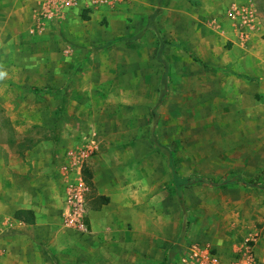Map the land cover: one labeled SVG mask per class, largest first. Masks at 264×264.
I'll return each mask as SVG.
<instances>
[{
	"label": "rangeland",
	"instance_id": "1",
	"mask_svg": "<svg viewBox=\"0 0 264 264\" xmlns=\"http://www.w3.org/2000/svg\"><path fill=\"white\" fill-rule=\"evenodd\" d=\"M190 1L183 12L198 24L163 15L160 4L179 0H75L52 15L45 0H0V158L39 145L58 176L65 151L90 150L82 171L95 221L88 233L41 232L3 208L0 264L7 244L18 264H264V190L225 181L264 184V0H249L261 23L245 47L207 30L213 18L232 27L230 0ZM201 33L212 50H199ZM242 55L248 67L233 58ZM164 151L181 177L203 182L176 188ZM30 173L17 179L48 185Z\"/></svg>",
	"mask_w": 264,
	"mask_h": 264
},
{
	"label": "crops",
	"instance_id": "2",
	"mask_svg": "<svg viewBox=\"0 0 264 264\" xmlns=\"http://www.w3.org/2000/svg\"><path fill=\"white\" fill-rule=\"evenodd\" d=\"M229 2L230 3L228 4L227 10L225 11V15H227V13L229 12L231 5L242 6L246 10V12L240 14V16H238L236 19H231L227 15L225 17L227 20L224 18V21L228 23L230 22V24L232 25V27H229V29L225 27H221L218 29V27L214 25V23L216 22V19L213 18V20H211L210 22L211 24L210 23L208 24L207 30L208 29L212 30L211 34L215 37H220V39L223 37L227 39L228 41H230L231 44L230 42H228V44L231 47L234 45L245 47L246 41L248 40L249 36L255 33V31L252 32V29H254V24H255V27H257L256 23H258L259 25V23H261V20H259V17L256 14V8L253 6V4L249 0H230ZM143 3H146V2H143ZM189 3H191L190 0H189ZM148 6L154 7L156 6V4L152 3V5H148ZM182 6H187V4L184 5L182 0H179V3L178 4L176 3L173 6H167L165 4H162V5L160 4L159 7L163 10V15L168 17L171 22H174L176 24H182V23H185L188 18H191L192 22H195L196 24H198V22H196V20L194 19L197 16V14L191 12L190 15H187L188 14L187 12L185 13L183 12ZM213 6L214 5H212L211 7ZM133 8H135V2H133ZM134 12L136 11L134 10ZM259 28L260 27L255 28V30H257L258 32ZM204 34L205 33H201L200 40H198L202 42L201 48L203 49L201 48L199 49L201 52H206L207 50L213 49L211 48L213 46H210L211 42H210L209 36L204 35ZM197 44L199 45V42ZM233 58L236 59V63H239V64L241 63L243 64L244 67H248V64H247L248 59L246 55H242L238 57V59L237 57H233ZM230 63H233L232 60H230ZM234 65L235 64H233L232 67H234ZM3 153L5 152L3 151ZM9 155H10L9 158L7 157V154H4L5 157L0 158V200H2L0 202V212L3 208L7 209L8 207L15 208L13 211L14 213L15 211L20 210V209H27V210L29 209V210H32L34 214V221L32 223H27L25 221H21V220L14 218V213L12 217L15 219V221L19 222L21 225H25L26 227H33V228L38 227V229H40L41 232L51 231L52 229L56 230L57 228L60 227L59 229L63 233L72 234L73 232L63 228L61 225V211H62L63 203L61 204V210L57 206L56 212H55L56 214H53L54 206L52 205V203L54 201H58V198H55L51 194L52 190L55 189L53 184L56 185L55 182H57L58 179L61 180V184L63 185V189H64V180H63V176L61 175V168L63 165L68 163L66 151L64 153L63 160L62 158L56 159L55 166L57 167L58 176H55V174L51 173L50 164H52L53 162V152L50 149L47 150L39 145H35L32 147V149L30 150L28 149L25 152L24 157L21 154L17 155V154L10 153ZM12 161L14 162L15 167H18L17 170H14L15 171L14 176H11L8 173V169H7L8 167H10V163H12ZM23 171L25 172L31 171L30 173L32 174L31 182L33 184H36V182L39 180L42 183L46 182L48 185L42 188H40L38 185H36V187L35 186L28 187L27 184L23 185L21 183L22 177L20 179L19 178L17 179V177H19V175L22 174ZM14 178L16 179L14 180ZM49 183H53V184L50 185ZM88 197H89V194H88ZM62 202H63V193H62ZM100 203H101V200H98L96 202L97 205L95 206L94 211L98 210V208H100L101 206L105 204H108L109 202L107 199V201H104L101 204ZM88 211H89V220H88L89 223L88 224H89V232H90V229L93 230V223L95 221H94V216H92L93 211H91L90 206H89V198H88ZM58 214H59V217H56V215ZM17 235H19V233ZM14 240L15 239L12 240L13 243L16 242ZM5 247L7 248L6 249L7 255L5 256L4 264H8V263L18 264L19 263L18 255L15 254L12 257L8 255V251L14 249V244H7L5 245ZM22 250L24 251V249ZM18 252L15 251L13 253H18ZM30 258L31 257L29 255L24 257V259H30Z\"/></svg>",
	"mask_w": 264,
	"mask_h": 264
},
{
	"label": "built area",
	"instance_id": "3",
	"mask_svg": "<svg viewBox=\"0 0 264 264\" xmlns=\"http://www.w3.org/2000/svg\"><path fill=\"white\" fill-rule=\"evenodd\" d=\"M74 1L45 0L48 6L47 13L52 15L53 9H56V7H69ZM245 12L246 10L242 6L231 5L227 15L231 19H236L240 14ZM89 151L82 148H70L66 151L68 163L61 168V175L64 180L61 225L63 228L74 233L89 232V186L82 171L83 165L89 156Z\"/></svg>",
	"mask_w": 264,
	"mask_h": 264
},
{
	"label": "trees",
	"instance_id": "4",
	"mask_svg": "<svg viewBox=\"0 0 264 264\" xmlns=\"http://www.w3.org/2000/svg\"><path fill=\"white\" fill-rule=\"evenodd\" d=\"M161 50L162 49H160L159 51L161 52ZM160 52L158 53L157 57H158V60L163 62V60L161 59V56H160L161 55ZM166 77H168V69H166L164 72V78H162V80H160L161 84H162V82L166 83V79H165ZM157 147L161 150V146L158 145ZM164 154L167 155L168 152L164 151ZM168 155H169L168 156V163L170 165H172V168H173L172 169V179H173V182H174L176 188H179L180 185L185 184L187 181H189V182L190 181H192V182H203L202 177L200 175H197V174H189V176L187 178L181 177L176 172V170L174 169L170 153ZM206 180H208L209 182L212 181L211 179H206ZM225 181L227 183H230V182L239 183L244 187H246V186L259 187V188L264 190V184L258 182L256 179L251 178V177H245V176L238 175V176H235L233 180L226 179ZM104 201H107V199H104ZM14 218L21 220V221H25L27 223H32L34 221V214H33L32 210L20 209V210L15 211Z\"/></svg>",
	"mask_w": 264,
	"mask_h": 264
},
{
	"label": "clouds",
	"instance_id": "5",
	"mask_svg": "<svg viewBox=\"0 0 264 264\" xmlns=\"http://www.w3.org/2000/svg\"><path fill=\"white\" fill-rule=\"evenodd\" d=\"M6 76V72L3 71L2 68H0V79H3Z\"/></svg>",
	"mask_w": 264,
	"mask_h": 264
}]
</instances>
